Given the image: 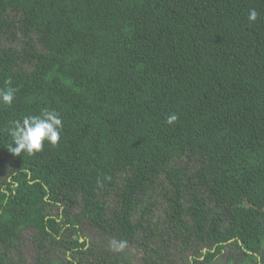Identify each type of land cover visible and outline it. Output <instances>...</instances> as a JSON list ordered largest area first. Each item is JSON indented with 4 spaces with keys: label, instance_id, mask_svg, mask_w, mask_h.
Segmentation results:
<instances>
[{
    "label": "trees",
    "instance_id": "16d2710c",
    "mask_svg": "<svg viewBox=\"0 0 264 264\" xmlns=\"http://www.w3.org/2000/svg\"><path fill=\"white\" fill-rule=\"evenodd\" d=\"M9 79L0 264H264V0H0ZM44 109L59 143L13 155Z\"/></svg>",
    "mask_w": 264,
    "mask_h": 264
},
{
    "label": "clouds",
    "instance_id": "9594fccd",
    "mask_svg": "<svg viewBox=\"0 0 264 264\" xmlns=\"http://www.w3.org/2000/svg\"><path fill=\"white\" fill-rule=\"evenodd\" d=\"M258 16L259 13L255 8L249 9L247 17L249 23H255ZM5 85L7 86L0 88V105L11 107L18 89L11 87L10 79L5 81ZM177 120L178 115L173 113L168 116L167 123L172 125ZM62 128L63 121L59 113L48 109H44L40 115H27L22 119L12 120L9 122L8 128L11 143L7 148L15 156L22 154L33 156L43 150L45 142L53 146L57 145L61 138ZM126 245L129 243L121 242L117 250L122 251ZM229 249L230 247H228Z\"/></svg>",
    "mask_w": 264,
    "mask_h": 264
},
{
    "label": "rangeland",
    "instance_id": "374dc122",
    "mask_svg": "<svg viewBox=\"0 0 264 264\" xmlns=\"http://www.w3.org/2000/svg\"><path fill=\"white\" fill-rule=\"evenodd\" d=\"M80 229H81L85 239L95 240L97 243H100L99 232L93 230L89 223L83 222ZM24 237L26 239V242H25L24 246L22 247L23 248V255H25V257L27 258V260L30 263H33L34 262L33 253H34L35 247L33 246L32 240L29 239V233L28 232L24 234ZM119 247H120V243H116V242H113L111 245L108 246V248L110 250H113V251H118L117 249H119ZM135 247L136 246L134 244L126 245V247L123 250L131 252V250H134ZM227 254L228 253L226 252L225 257ZM186 255L187 254L178 256L175 262L181 263L182 260L186 257ZM139 257H140V254H138L135 257L136 261H134V264H141V259Z\"/></svg>",
    "mask_w": 264,
    "mask_h": 264
}]
</instances>
